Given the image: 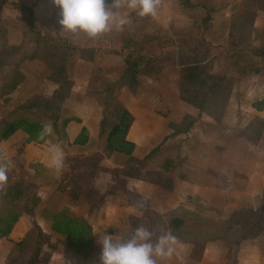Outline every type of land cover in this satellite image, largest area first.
<instances>
[{
    "label": "rangeland",
    "instance_id": "1",
    "mask_svg": "<svg viewBox=\"0 0 264 264\" xmlns=\"http://www.w3.org/2000/svg\"><path fill=\"white\" fill-rule=\"evenodd\" d=\"M21 1L37 5L43 36L51 34L63 38L67 44L78 48L69 49L63 43L52 44L43 38L39 39L37 54L43 59L44 78H47L39 95L41 105H38L36 111L27 109V114L19 110H0V133L5 124L20 116L30 120L37 118L45 124H51L53 132L48 143L60 145L65 160V167L59 174L60 185L59 181L53 185V189L58 186L54 189L56 192L61 190L60 193H64L70 187L69 182L74 181L77 182L75 192L87 196L86 203L92 207L102 198L103 192L108 195L116 192L128 202L132 199L137 204L130 217L136 223L134 229L144 226L152 232V242L155 243L164 235V229L169 224V212L162 204L143 197V186L139 181L156 180L161 165L165 161L170 162L172 157L176 158L172 161L177 165L172 173L176 174L179 169L180 179L187 176L183 173L187 169L183 165L189 166V163L182 155L186 154L184 149L189 145L198 144L204 153H212L213 162L219 164V171L205 169L203 178L208 185L212 184L213 178L221 188L227 185L225 172L229 173L222 163H227L231 152L243 146V141L249 143V137L252 135L254 138L258 134L259 144L253 145L264 154V131L259 130L264 112L255 113L251 108L252 102L264 94V0H194L197 4L191 8L183 7L182 0H170L169 7L173 16L169 18L168 27H157L152 31L148 23L151 17L141 18L133 13L123 31L118 32L113 28L111 32L96 39L83 33L61 32L60 9L52 0H35V4L34 0ZM7 2L2 19L14 25L8 27L9 33L13 38L20 39L25 50H33L36 43L34 32L30 31L31 35H28V22H20L15 15L17 13L12 11L11 3L15 0ZM125 42L132 45L134 52L149 59L143 62L136 81L131 84L124 83L125 58L133 59L135 53L128 54V50L123 48ZM14 58H18L16 54ZM90 61L92 64H89ZM39 67V63L34 64L30 70L34 74L39 73L35 71ZM11 70L5 67L0 69V82L8 78ZM195 71L196 77L190 80L187 74ZM212 76L220 83L216 84L218 81L213 80ZM35 81L33 79L31 83ZM51 81L59 84L55 90L58 93L50 90L48 83ZM65 95L69 96L67 107L59 114ZM116 106H123L133 118L130 138L141 145L133 159L121 157L111 163L100 159V150L111 123L110 117L104 121L105 133L101 134L103 139L96 146L97 152L90 153L86 159H71L72 145L65 139L62 120L76 114L82 118L87 116L86 121L89 122L92 116L96 120L102 109L114 113ZM56 118L58 120L53 125ZM165 119L170 122L169 126L164 124ZM193 120H197L195 127L192 125ZM190 127L194 130L188 136H178L180 129ZM169 130L172 131L170 134ZM197 133L199 136H193ZM195 137L199 141L193 143ZM212 140L214 144L209 142ZM246 142L244 147L247 149ZM224 151L228 153L227 157ZM246 163L249 168L245 174L258 172L252 164L250 166ZM172 166L169 165V168ZM104 167L107 170H102ZM120 168L126 170L121 175H115L113 183L112 175ZM128 169H133V173ZM236 170L240 172L241 168ZM43 176L47 180L53 178L51 175ZM33 177L34 174L27 170L8 173V182L20 180L28 185L27 192L37 193L42 200H47L49 196L46 197L47 194L43 192L44 186L35 183ZM37 186L40 188L38 192ZM245 186L248 188V183ZM223 190L217 192L222 202L224 196L227 200H237L239 197L235 193L224 195ZM250 204H256L255 198ZM204 209L209 211L201 205L196 210L206 213ZM219 210L212 215L221 217L223 209ZM186 231L189 230L181 231L183 240L187 237ZM62 240L61 237L49 238V244L37 264H83L85 259L68 250ZM262 242L264 244V237ZM2 248L3 251L8 249V244H3ZM213 249L217 260H221L222 255L226 257V254L231 259L232 251L235 250L234 247L226 248L222 243L214 244ZM236 251L239 254L241 248ZM32 253L30 247L26 253L14 252L9 253L10 256L7 253V264H26Z\"/></svg>",
    "mask_w": 264,
    "mask_h": 264
},
{
    "label": "crops",
    "instance_id": "2",
    "mask_svg": "<svg viewBox=\"0 0 264 264\" xmlns=\"http://www.w3.org/2000/svg\"><path fill=\"white\" fill-rule=\"evenodd\" d=\"M35 2L36 1L34 0V4ZM7 3L0 10V25L2 26V33L4 35L3 38H1L0 36L1 38L0 47L4 43L5 48L17 49L16 57L18 58L16 59V62L18 63V66L13 67L12 69H14L21 76V79L19 83L15 86V89L6 95L7 98H9L7 103L3 102V98L5 96L1 97L0 94V110H3L4 112L5 110L6 111L19 110V112H22L23 114H27L25 112L28 111L27 109H19V108L26 101L40 95V91L41 89H43L45 85V80H47V78L46 79L44 78L45 75L44 72L45 70L43 68L44 62L42 57L38 56L37 54L36 43H35V48L33 50L32 49L25 50V46L24 44H21L20 39L13 38V36H11V34L9 33L10 29L8 27L11 24L9 25V23L4 22L2 19L4 13L3 12L4 7L7 5ZM13 3L25 7H30L33 9L34 26L42 35H44L40 29L41 24L38 20V15L36 10L37 5L33 6L32 3L22 2L21 0H15V2H12L11 5ZM189 3L192 4L193 6H196L195 4H197V2L194 0H189ZM170 4H171L170 0H162V4L158 10V15L155 18L151 17V20L148 21V23L151 24L152 26L150 28L152 31H155L157 27L159 28H161L162 26L168 27L169 18L173 16L172 11L169 7ZM182 6L185 7L184 5ZM12 7H13L12 11L14 13H17L15 15L16 17H18V19H20V22L21 21L27 22L25 14L22 11L15 8L14 5H12ZM230 15H231V11H230ZM26 26H27V34L31 35L29 34L30 32L29 23ZM184 27H186V24ZM34 35H35L34 38L35 40L36 34ZM47 35L54 37L51 34H47ZM2 59H4L5 62L10 61V58L6 56L2 57ZM38 63L41 65V67H39V70H35V71H39V73L34 74L32 73L33 70L30 69L33 67L34 64H38ZM89 64H92V62L90 61ZM8 66H5V68H7L8 70L11 69L12 66L9 67ZM33 79L37 81L31 83ZM38 79H40V81H38ZM48 85L49 87H51L50 90L52 92L58 88V83L52 81L49 82ZM68 98L69 96H67L62 102L63 104L60 108L59 114H62L65 111V107H67L66 102ZM30 110L36 111L37 109L33 108ZM72 115L73 117L71 118L79 119L81 123L70 121L65 127V133H66L65 139L69 144L72 145L71 152L73 153V155H70V158L71 159L72 158L74 159V157L86 158V156L89 155L90 153L97 152L96 146L98 145L100 139H103V137L100 134L102 115L99 114V117L97 115L96 120H93L94 118L92 116L91 121L89 122L86 121L87 116L82 118V116L76 114H72ZM5 116L6 115L4 113L3 117L5 118ZM32 120L44 123L43 121L37 118H34ZM56 120L58 119L56 118L52 122L53 125L56 122ZM163 122L167 126H169L170 124V122H168V120L166 119ZM193 122L194 124L192 125L193 127H195L197 125L196 123L197 120H193ZM193 127H190L189 129L187 128L180 129L178 131V136H188V134L194 130V129L192 130ZM82 128L86 129V133L88 137L87 142L84 145H73L72 144L73 141L79 135ZM196 131L201 132L200 130H196ZM171 132L172 131L169 130L168 133L170 134ZM193 136H199V135L197 133L196 135L194 134ZM50 137L51 135L49 136L48 140H50ZM195 138L196 139H194L193 143L199 141L198 137ZM130 139L131 138L129 132L128 140ZM26 140H27V135L25 133L19 130L16 131L6 141L0 142V154H4L7 161L10 164L8 173H17L27 170L29 173L34 174L33 178L35 180V183H39L44 186L43 192L45 193V195L47 194L46 197L48 196L49 197L47 200L41 199L42 203L36 211V214L33 218L34 221L42 229V231L46 234L48 238H53V237H61V236L51 231V222L49 220V217H47L48 212H58L65 207L74 216L83 218L91 226L92 234L94 236V251L89 257L83 258L85 259L83 264H101L100 255L102 253V245L98 243L99 233L97 232V229L100 228V230L103 231V229L106 227L107 232L105 234L112 235L114 239L120 236H122L124 239L129 238L131 236V232L135 230L134 227L136 223L133 222V219H131L130 217L132 216L131 215L132 211L135 210L137 204L134 201H131L132 199L129 200L131 203L128 202V200H124L123 197L116 192L111 193L109 195L107 192L105 193L103 192L102 198L97 202V204L93 205L92 207L91 204L88 205V203H86L87 200L85 199L87 198V196L79 195L78 198H73L71 196V187L66 188V190L63 191L64 193H60L61 190H59L60 192H56L54 189H57L58 186L60 185V180H59L60 172L57 173L54 169L49 167L50 154L48 150L45 153H42L35 146L31 144H27ZM130 141L138 146L140 145L139 143L134 142L132 139ZM209 142H211V144L215 143L214 140ZM244 142H246V140L242 142L243 146L237 147L231 152L227 163L221 162L223 166H226L228 168L227 170H229V173L225 172V175L227 177L226 186H222V188L219 187V184L213 178L211 185L210 184L208 185L206 181H204L203 174L205 169H212L218 172L219 164L213 162L212 153L211 154L204 153L202 151V148L199 147L198 144L197 145L195 144L193 146L189 145L188 148L184 149L186 154H184L185 156L182 155L183 158L185 157L184 158L185 161L189 163V166L183 165L185 166V168H187L183 170V173L186 174L187 176L180 179L179 169H177L178 172L176 174L172 173V171L166 173L165 175L167 177L170 176L169 178L172 181L171 190H166L152 182L145 181L142 179L139 182H141L143 186V192H144L143 197L145 199L156 202V204L160 203L163 206H165V208L169 212V216H167L169 217V221L173 218H179L182 219L186 225L187 223L190 222L191 219L195 220V218L211 223L226 222L229 221L232 215L238 210L257 209L260 205H262L263 196H264L263 193L264 192V154L262 152H259L258 149L253 145L254 143H252L250 140H248L249 143L246 142V144L248 145V148L246 149L244 147L245 144ZM48 144H55V143H48ZM104 145L105 143L103 144L100 150V156L102 157V161L105 159V162L108 161L109 163H111V161L113 162L121 157H126L121 154L106 155L104 150ZM136 152L138 151H135L133 153L132 155L133 157L136 155ZM224 154L227 157L228 153L226 151H224ZM175 159L176 158L172 157V160L175 161ZM246 162H248L250 166L252 164V166L254 167L253 169L258 170V172L250 173V175L245 174V172H247L249 168ZM238 167L241 168L240 172L236 170V168ZM43 174L46 175V177L51 175L53 177L52 180L44 179L45 177L43 176ZM212 176L216 178L214 175ZM17 181L8 182L7 186L18 183L20 180L18 182ZM58 181H59L58 186H56V188L53 189L54 187L53 185ZM112 182L114 183V181ZM136 182L138 183L137 185H139V182L138 181ZM245 183H248L249 185L248 188H246ZM47 184L49 186H47ZM137 185H135V187L132 186V188L135 189ZM39 189L40 188L37 186L36 191L37 192L40 191ZM219 189H224L223 190L224 195L230 196V194L235 193L239 197H237V200L234 199L227 200L226 197L224 196L225 199L222 202L220 201V199H218L219 197H217V192ZM102 191L103 190L98 192L99 195L102 193ZM57 193L61 195L57 196ZM254 198L256 204L252 205L250 204V202ZM56 200H59V203L58 202L56 203ZM185 201L186 203H184ZM200 205L203 206V208H207L209 211H207L206 209H204L206 210L205 211L206 213L197 211L196 210L197 206L199 207ZM210 206L214 208H211ZM8 207L10 206L9 205L7 206L5 203H3L0 200L1 216H5L9 212ZM219 209H223V212L221 217L218 216L216 218L212 215V213L216 211L219 212L220 211ZM1 211H3L4 213H2ZM30 222H31L30 217L26 215H21L19 221H17L13 226L9 234V237L7 239H0V264H5V261L7 264L8 254L9 253L13 254L16 250L15 248H12V246L11 247L8 246V249H5L3 251L2 248L3 244L5 243L8 244V242L18 243L19 241H21L26 234V230ZM164 230H165L164 234L171 233V235H173L176 238L175 243L172 245V247L175 249V252L171 258H157V264H264V246H263L264 244L262 242L264 233L252 240H244V241H237L236 243H228L223 240L217 239V237L215 236L209 235L205 237L204 234L197 236L187 235V237L183 240V238H181L182 228H180V230L178 231L171 230L169 228L168 223ZM216 243H222L225 245L226 248L229 249H232L234 247L235 250L232 251L233 253L231 254L232 255L231 259H229L228 254H226V257L222 255L221 260L220 258L219 260L214 258L213 246ZM46 246L47 245L43 246L42 253L45 251L44 249L46 248ZM239 248H241V251L239 252V254H237L236 250H238ZM198 249H200L201 251L200 250L198 251ZM4 254H6V256ZM9 264H11V262Z\"/></svg>",
    "mask_w": 264,
    "mask_h": 264
},
{
    "label": "trees",
    "instance_id": "3",
    "mask_svg": "<svg viewBox=\"0 0 264 264\" xmlns=\"http://www.w3.org/2000/svg\"><path fill=\"white\" fill-rule=\"evenodd\" d=\"M182 4L187 7H193L192 4L189 3V0H182ZM112 0H106V3H111ZM6 0H0V10L6 4ZM15 8L22 11L25 14L26 20L29 23V31L34 32L36 34V48L39 43V39L51 42L52 44L63 43V46L69 49H78L76 46L67 44V41L63 38L57 37L54 38L49 35L43 36L34 26V12L30 7H25L18 4H12ZM0 36L4 37L2 33V26L0 25ZM5 44L3 43L0 47V69L5 66L17 67L18 63L14 58V55H17V49L14 48H5ZM40 45V44H39ZM124 49H127L128 54L134 52L132 49V45L125 42L123 45ZM133 59L126 57V80L124 83H133L136 81L137 76L140 72V67L143 62L148 61V58H145L141 54L136 52ZM9 57L10 61L5 62L2 57ZM41 57V56H40ZM8 66V67H9ZM11 74L8 78H6L3 82H0V94L3 98V102L7 103L9 98H7V94L12 92L15 89V86L19 83L21 76L13 69L11 70ZM187 77L190 80L196 77L195 73L189 72ZM212 79L215 80V77L212 76ZM215 81H218L216 79ZM218 81L216 84H219ZM59 86V84H58ZM60 90V88H59ZM55 93H58L55 91ZM67 95H65L66 97ZM65 97H63L62 101H64ZM41 99L39 96L33 97L32 99L26 101L19 109H33L38 107ZM41 105V104H40ZM251 108L253 111L257 113L264 112V94L260 99H256L252 102ZM114 113L105 112L102 109V119L100 125V134L104 132V121L106 118H111V123L108 127L109 131L106 135L104 150L106 155L111 154H121L126 156L128 159H133V153L139 150V146L132 143L128 140V135L133 123V118L131 114L126 110L123 106H116ZM60 111V109H59ZM58 117V116H57ZM113 118V119H112ZM70 121H75L77 123H81L80 120L76 118L64 119L61 122L62 127H66V125ZM43 123L39 121H33L25 117H18L11 123H8L4 126L2 132L0 133V142L6 141L10 136H12L16 131H22L27 135V144H31L35 146L39 151L45 153L48 149V137H46V141H41L38 139V134L42 130ZM107 128V127H106ZM264 131V120L260 121L259 130ZM258 130V131H259ZM261 131V132H262ZM260 132V133H261ZM250 141L255 145L258 144V134H255L254 138L251 135ZM87 133L86 129L82 128L79 135L73 141V145H84L87 142ZM102 157H100L101 159ZM86 159V158H83ZM170 162L165 161L160 169L159 173L156 177V180L152 181V183L166 189H172V181L165 174L169 172H173L174 168L177 167L175 163L173 164L172 159H169ZM75 161V160H73ZM84 161H88L84 160ZM88 163V162H86ZM91 164V163H90ZM89 164V165H90ZM169 165H173L169 168ZM175 166V167H174ZM106 167L102 168V170H107ZM116 169L114 174L112 175L113 181L115 182V175H121L126 170L125 168ZM131 173H133V169ZM130 172V171H129ZM181 177V176H180ZM183 177V176H182ZM168 178L170 180H168ZM77 182H69L71 187V196L73 198H78V193L75 192V187ZM28 185L19 181L18 183L6 186L5 189L0 190V200L5 203L8 207L9 212L5 216H1L0 214V239H7L9 234L17 221L21 218V215H26L30 217L31 222L28 224L26 234L18 243L8 242V246L15 248V253H26L27 249L30 247L33 250L32 255H30V259L26 262V264H37L39 258L42 256L43 246L48 245L49 238L42 231V229L37 225L34 221V216L36 214L37 209L40 207L42 200L41 197L37 194H30L27 192ZM264 193V192H263ZM264 196L263 202L260 206L261 208L257 209H241L236 211L231 219L226 222L219 223H211L207 221H202L201 219L195 218V220H190L187 225L182 219L173 218L169 221V228L171 230H189L186 231L187 235H203L205 237L211 235L217 237V239L223 240L228 243H236L237 241L244 240H252L256 237L260 236L264 233ZM47 217L51 222V231L57 235L63 237L64 246L70 250L73 254L81 257L87 258L94 251V236L92 234L91 226L81 217L74 216L67 208H62L58 212H48ZM194 224V225H192ZM208 225V226H205ZM32 243V244H31ZM14 264V263H11Z\"/></svg>",
    "mask_w": 264,
    "mask_h": 264
},
{
    "label": "clouds",
    "instance_id": "4",
    "mask_svg": "<svg viewBox=\"0 0 264 264\" xmlns=\"http://www.w3.org/2000/svg\"><path fill=\"white\" fill-rule=\"evenodd\" d=\"M59 11L61 32L71 34L83 33L91 39L103 36L115 28L123 31L129 22L131 14L141 18L158 15L162 0H112L111 5L106 0H52ZM122 13H126L122 15ZM53 132L51 124H44L38 134V139L46 141ZM49 167L57 173L65 167L63 149L58 144H49ZM10 164L4 154H0V190L6 188ZM98 243L102 245L101 264H157V258H171L175 252L172 245L176 238L167 233L161 235L155 243L152 242V232L144 226L137 227L131 236L113 238L97 229ZM102 236V238H101ZM182 259V258H181Z\"/></svg>",
    "mask_w": 264,
    "mask_h": 264
}]
</instances>
